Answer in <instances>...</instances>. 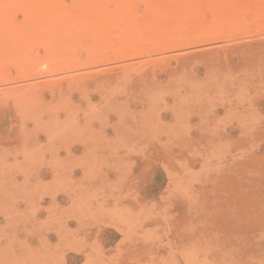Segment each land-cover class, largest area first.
Here are the masks:
<instances>
[{"label": "rangeland", "instance_id": "obj_1", "mask_svg": "<svg viewBox=\"0 0 264 264\" xmlns=\"http://www.w3.org/2000/svg\"><path fill=\"white\" fill-rule=\"evenodd\" d=\"M0 264H264V0H0Z\"/></svg>", "mask_w": 264, "mask_h": 264}, {"label": "bare ground", "instance_id": "obj_2", "mask_svg": "<svg viewBox=\"0 0 264 264\" xmlns=\"http://www.w3.org/2000/svg\"><path fill=\"white\" fill-rule=\"evenodd\" d=\"M46 2V1H45ZM41 4V3H40ZM1 8H2V6H1ZM41 9V8H40ZM32 10V9H31Z\"/></svg>", "mask_w": 264, "mask_h": 264}]
</instances>
